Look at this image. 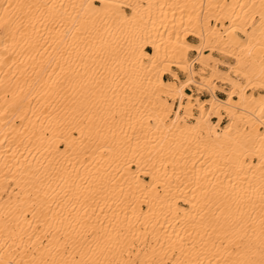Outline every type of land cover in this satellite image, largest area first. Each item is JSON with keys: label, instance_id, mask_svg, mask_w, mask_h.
<instances>
[{"label": "bare ground", "instance_id": "6f19581e", "mask_svg": "<svg viewBox=\"0 0 264 264\" xmlns=\"http://www.w3.org/2000/svg\"><path fill=\"white\" fill-rule=\"evenodd\" d=\"M263 54L264 0H0V264H264Z\"/></svg>", "mask_w": 264, "mask_h": 264}, {"label": "rangeland", "instance_id": "374dc122", "mask_svg": "<svg viewBox=\"0 0 264 264\" xmlns=\"http://www.w3.org/2000/svg\"><path fill=\"white\" fill-rule=\"evenodd\" d=\"M256 1L258 3V1H260V0H256ZM124 8H125V10L127 12H129V8H127V7H124ZM255 16H258V15L255 14ZM211 22H212V26H214L216 24V22L214 21V19H211ZM226 24H229V22L226 21ZM219 25L220 24L218 23L217 26L219 27ZM221 30H222L221 32H223V29H221ZM250 30H252V26H248V28H246V31H250ZM235 34L238 35L242 39V41L245 39V36H244L245 34H242L240 32H237ZM187 39L190 42H193V43H196L197 42V40L195 38L191 37V36H190V38H187ZM255 40H258L257 43H259V37H255ZM194 54L195 53L193 51H189V53H188V59L189 58L191 59L194 56ZM210 55H211V59L209 60V64L207 66L205 64H202L201 62L194 64L195 69L197 70V72L200 75V76H196L197 80H201V77H209L210 76V72H211L209 66L211 67L213 64L217 63L219 59L220 60H223L224 59V61L229 62L230 64L235 65L236 60L234 58L226 55V54L221 53L219 50H217V47L216 46L212 48V50L210 52ZM262 56L264 57V54ZM219 67L222 68V69H227L230 76H232L233 78H235L238 81L242 82L243 84H246V80L244 78H241L239 76H233V69L230 70L229 68L223 67V66H219ZM172 69L175 70V71H177L178 74L179 73L181 74L179 76L180 81H183L186 78V74L184 72L180 71L178 68L172 67ZM168 75H169V77H168L167 80L173 79L170 74H168ZM180 83L181 82L178 81V84H180ZM251 83H250V85L247 84V86H245V89H246V92L247 93L253 92L255 95H258L259 93H264V90L260 86H258L256 84L257 83L256 80H252ZM216 90L223 91L224 93H227L228 91L229 92L232 91L233 94H234V98H238L237 95H236V93H235L236 90L232 87L231 84H226V83L225 84L224 83L221 84L220 82H216ZM204 91L207 92L208 93V96H209V90H208V88H206V87L204 88L203 86L200 87L197 84H193L192 85V91H191L192 97H193L192 98V101L194 102L197 98L200 99V100L205 99V98H208V96L205 97V98H203V97L201 98L200 97V93L201 92H204ZM224 97H220V98H224ZM179 101L185 103V100H183L182 98L181 99L180 98H176L175 99V102H174V105H178L179 104ZM193 106H194L192 108L193 113L196 114L198 112V110L196 108L197 106L196 107H195V105H193ZM206 106L207 105H205V107ZM220 112H221L220 113L221 120H220V123H219V127H222L226 123V121L228 120V114L223 109H221ZM211 116H213L212 113L210 114V117H209L210 120L212 121ZM215 117H216V121H217V116H215ZM189 120H191V119H189ZM242 121H244V123L241 122L237 126H242L243 125V128H245V130H248L249 129V126L247 125V122H245V116L242 117ZM254 124L258 125L259 130H263L264 129V125L261 123V121L255 120ZM219 127H218V130H221ZM246 160H248V157H246ZM253 160H257L256 157H253ZM252 182H250V183H252ZM236 184H237L236 179L228 182V185L231 186L232 188H235L236 187ZM184 206L185 207H188V204H185Z\"/></svg>", "mask_w": 264, "mask_h": 264}, {"label": "crops", "instance_id": "0c3cea01", "mask_svg": "<svg viewBox=\"0 0 264 264\" xmlns=\"http://www.w3.org/2000/svg\"><path fill=\"white\" fill-rule=\"evenodd\" d=\"M191 37H193V36H191ZM187 38H190V36H188ZM194 38V37H193ZM146 50H150L149 48H147L146 47ZM181 74L179 73V76H180ZM168 77H169V75L168 74H165L164 76H163V78L165 79V80H167L168 79ZM215 93L219 96V97H224L226 94L223 92V91H220V90H216L215 91ZM208 96V93L207 92H202V93H200V97L202 98H205V97H207Z\"/></svg>", "mask_w": 264, "mask_h": 264}, {"label": "built area", "instance_id": "2783aa9c", "mask_svg": "<svg viewBox=\"0 0 264 264\" xmlns=\"http://www.w3.org/2000/svg\"><path fill=\"white\" fill-rule=\"evenodd\" d=\"M201 93H202V92H201ZM211 119L213 120V119H214V117L212 116V117H211Z\"/></svg>", "mask_w": 264, "mask_h": 264}]
</instances>
